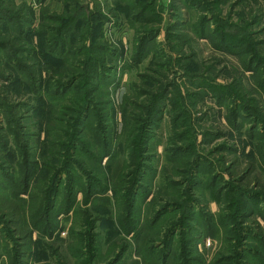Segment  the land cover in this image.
<instances>
[{
  "label": "rangeland",
  "instance_id": "374dc122",
  "mask_svg": "<svg viewBox=\"0 0 264 264\" xmlns=\"http://www.w3.org/2000/svg\"><path fill=\"white\" fill-rule=\"evenodd\" d=\"M59 178L26 264H264V0H0V195Z\"/></svg>",
  "mask_w": 264,
  "mask_h": 264
},
{
  "label": "trees",
  "instance_id": "16d2710c",
  "mask_svg": "<svg viewBox=\"0 0 264 264\" xmlns=\"http://www.w3.org/2000/svg\"><path fill=\"white\" fill-rule=\"evenodd\" d=\"M27 20H30L29 16ZM102 155L105 156L107 154L103 153ZM246 169L250 173L253 169V165L250 163V166ZM256 180L260 182V179L257 177ZM46 181H48V184H46ZM46 181L45 187L37 185L33 191L29 189V185L27 184L24 187L25 189H23V192L28 195L27 198L21 197L20 195L13 197L0 195V223L5 225V231L7 230V232L13 236L16 244V251H14V255H12L13 252L9 249V244L6 243L10 258L14 260L17 259L14 264H26V258L34 243L33 231H44L35 223L46 213V210L50 208L56 209V200L54 196L59 192L63 182L60 178L51 182L49 180ZM50 193L51 195H49ZM1 244L0 237V245Z\"/></svg>",
  "mask_w": 264,
  "mask_h": 264
}]
</instances>
